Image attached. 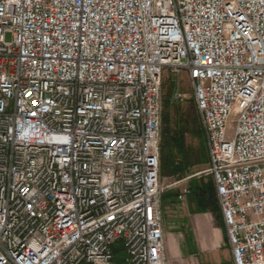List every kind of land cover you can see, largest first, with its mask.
Returning <instances> with one entry per match:
<instances>
[{"label": "built area", "instance_id": "2783aa9c", "mask_svg": "<svg viewBox=\"0 0 264 264\" xmlns=\"http://www.w3.org/2000/svg\"><path fill=\"white\" fill-rule=\"evenodd\" d=\"M181 74L233 263L264 264V0H0V264H168Z\"/></svg>", "mask_w": 264, "mask_h": 264}, {"label": "rangeland", "instance_id": "374dc122", "mask_svg": "<svg viewBox=\"0 0 264 264\" xmlns=\"http://www.w3.org/2000/svg\"><path fill=\"white\" fill-rule=\"evenodd\" d=\"M169 87L174 88L173 94L179 93L184 96V101L180 102L184 112H188L190 115L198 114L193 98L192 85L187 74L165 78L161 95V107H163L164 95ZM172 100H174L173 97ZM187 146L196 149L198 148V141L192 137H187ZM202 177L205 179L210 177L208 164L195 165L182 178L172 176L171 173H168L165 177L162 174L160 175L162 189L161 219L165 236L166 257L170 262L169 264H234L225 232L222 246L217 247L216 236L208 228L205 220L202 219L203 215L208 213L198 214L190 210L188 203L190 182ZM170 192L176 193L177 197L173 203L164 204L163 195ZM209 218H211L210 215ZM214 224L218 232L220 230L225 231L224 226H219L215 218ZM221 224H223L222 221ZM170 237L179 239V247L182 248L178 252V245L176 244V256L172 258L169 257L167 251V238ZM205 241L211 244L208 246L209 248L202 250V252L197 251L199 249L198 244ZM119 247H121L120 244L114 246L115 254L123 257L122 250Z\"/></svg>", "mask_w": 264, "mask_h": 264}, {"label": "trees", "instance_id": "16d2710c", "mask_svg": "<svg viewBox=\"0 0 264 264\" xmlns=\"http://www.w3.org/2000/svg\"><path fill=\"white\" fill-rule=\"evenodd\" d=\"M174 88L169 87L164 95L161 114L160 162L163 177L182 178L195 165H206L209 162L206 136L197 115L184 112L180 102L172 100ZM187 137L198 141V148L187 146ZM176 193L163 195L164 204L173 203ZM190 210L194 213H210L219 226L222 216L218 205L215 185L212 177L194 179L190 182L188 192ZM223 223V222H222Z\"/></svg>", "mask_w": 264, "mask_h": 264}, {"label": "crops", "instance_id": "0c3cea01", "mask_svg": "<svg viewBox=\"0 0 264 264\" xmlns=\"http://www.w3.org/2000/svg\"><path fill=\"white\" fill-rule=\"evenodd\" d=\"M209 215H210L211 218H209ZM212 218H213V220H212ZM202 219L205 220V223L208 226V228L211 229V231L214 234V236H216L215 237L216 241H217V244L215 243L216 246L217 247H221L222 246V242L224 240V232L225 231L220 230V232H218L216 230L217 228H216V226L214 224V217L210 213L204 214ZM225 236H226V233H225ZM179 243H180L179 239H176V238H173V237L167 238V251H168V255H169L170 258L176 256V248H175L176 244L178 245V252H180V249L182 250V248L179 247V245H180ZM213 243H212V246H213ZM210 245L211 244L208 241L202 242V243L198 244L197 247L199 249L197 251L202 252V250L208 249L209 248L208 246H210ZM169 263L170 262H168V264Z\"/></svg>", "mask_w": 264, "mask_h": 264}]
</instances>
